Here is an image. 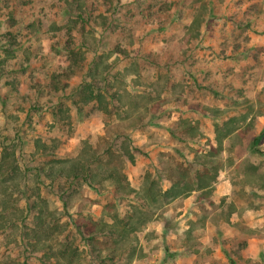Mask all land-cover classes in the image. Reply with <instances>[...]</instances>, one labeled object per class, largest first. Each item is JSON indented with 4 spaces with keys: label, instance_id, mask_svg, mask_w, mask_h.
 Returning a JSON list of instances; mask_svg holds the SVG:
<instances>
[{
    "label": "rangeland",
    "instance_id": "rangeland-1",
    "mask_svg": "<svg viewBox=\"0 0 264 264\" xmlns=\"http://www.w3.org/2000/svg\"><path fill=\"white\" fill-rule=\"evenodd\" d=\"M70 1L0 0V162L10 152L28 174L20 207L40 195L50 212L47 220L57 222L55 231L60 236L56 242L79 248L81 264H111L92 253L83 237L93 221L115 223V216L122 219V225L129 222L130 245L136 249L114 264H252L243 250L254 233L264 236V207L252 206V198L242 188L235 189L233 196L221 198L219 193L213 203H209L212 190H208L148 208L146 201L134 195L120 197L83 178L51 183L39 176L36 169L48 157L36 152V141L54 146L60 158L76 156L85 140L97 141L98 132L105 131L106 116L91 107L77 108L71 92L83 82L89 65L101 60L102 67L111 68L109 83L102 86L115 88L117 72H126L124 81L135 90H143L160 77L170 88L165 103H175L177 113H191L192 126L202 134L195 133L190 143L180 137L183 123L167 138L160 130H166V125L146 126L154 142L166 141L170 146L172 154L165 161H195L196 154L222 147L231 168L241 163L248 169L262 166L264 154L256 150L254 139L264 131L256 112L258 105L264 111V59L258 51L264 49V1L238 12L230 7L233 0ZM202 13L199 38L187 43L189 28ZM50 20L55 24L50 25ZM219 39L234 42L237 52H247L246 57H239L246 70L229 80L219 75L220 69L235 63L227 61L228 52L214 50L218 56L214 64L208 57L210 46L205 42ZM251 41L260 48L248 46ZM86 42L95 49H88ZM11 44H16L12 53ZM81 64L85 69L76 73ZM186 104L191 108L184 111L181 107ZM170 110L163 119H171ZM229 118L236 122L227 127ZM229 131L234 133L219 146ZM136 133H131V142L137 159L126 166L132 186L140 188L151 174V180L169 188L171 182L160 171L157 152L143 145L140 137L134 139ZM228 175L225 171L220 179ZM26 210H16L14 221L0 226V264H46L43 252L30 249L28 229L23 225L22 211ZM98 240L109 237L100 235ZM255 262L264 264V252Z\"/></svg>",
    "mask_w": 264,
    "mask_h": 264
},
{
    "label": "trees",
    "instance_id": "trees-1",
    "mask_svg": "<svg viewBox=\"0 0 264 264\" xmlns=\"http://www.w3.org/2000/svg\"><path fill=\"white\" fill-rule=\"evenodd\" d=\"M75 1L77 0H71L70 4ZM77 7L81 8L82 4L78 2ZM201 16L203 13L199 14L192 22L187 38H185L187 43H191L193 38L198 40ZM54 24L55 22L50 23V25ZM84 44L88 49H95L93 43L86 42ZM15 45L11 44L8 48L9 52L14 51ZM83 67V65L79 66L80 69ZM110 70L109 66H103L100 69L99 65H96L92 71L89 70L91 73H86L84 83L78 92L79 98L76 101L78 105L81 101L85 104L92 101L97 103V108L109 118L106 122V133L99 136L94 143L90 140L83 141L77 155L68 158L57 157L54 154V146L51 147L46 142L37 140L36 152L48 157L36 169L38 175H43L51 183L83 178L89 181L91 185L96 184L98 189H108L113 194H119L120 197L134 195L135 199L139 198L141 201H146L145 204L149 205L148 208L162 202L166 206L174 198L180 197L182 199L194 190H212L219 170L224 167V161L220 155L222 147L211 150L204 155L196 154L195 161L191 160L186 163L176 160L171 164L164 159V170L167 172L165 174L173 183L172 187L165 192L162 191L159 182L151 180V174L146 176L145 184L140 190L131 185L126 173V166L127 162H135L137 148L132 145L130 131L141 127L144 119L143 109L147 110L149 107L158 106L159 96L162 94L160 89L166 90L168 84L159 78L158 81L151 84L153 87L151 90L132 93L124 87L126 74L117 72L115 75L119 77L116 79L115 90L110 91L102 86L107 82L109 83L107 75H109ZM55 87L60 86L56 84ZM157 91L159 93H156ZM235 122V118L230 119L226 122L227 127L234 125ZM188 127L192 126L185 125L181 128L188 129ZM181 128L179 131L182 130ZM194 130V132L191 131L192 135L199 133L196 128ZM230 134L232 132L228 133V135ZM262 137H264V131L255 137L256 145ZM218 143L219 146H223V138H220ZM198 163L202 166L201 168L198 167ZM25 175L28 174L22 170L16 157L10 152L4 154L0 162V226L14 221L16 210L27 208L22 213H25L23 214V225L28 229L30 249L34 252H43L41 259L46 264H81L79 248L72 246L70 242H56L59 240L55 238L60 236L59 231H55L57 222L47 220L50 212H48L40 195L33 203L28 199L26 200V207H20L19 200L26 185H24ZM209 203L213 202L209 201ZM31 215H33V220L30 218ZM114 218L116 219L115 223L93 221L88 234L83 237L87 246L91 248V252H97L103 263L111 262L114 264L113 262L122 258L127 252L131 254L136 249L130 245L133 237L129 234L131 231L128 229L129 222L126 221L122 225V219L119 216ZM143 221L145 222V219ZM132 230L134 232V228ZM84 234L86 233L84 232ZM100 235L108 236L109 240H98ZM103 250L105 251L104 254H102Z\"/></svg>",
    "mask_w": 264,
    "mask_h": 264
},
{
    "label": "crops",
    "instance_id": "crops-1",
    "mask_svg": "<svg viewBox=\"0 0 264 264\" xmlns=\"http://www.w3.org/2000/svg\"><path fill=\"white\" fill-rule=\"evenodd\" d=\"M263 1L264 0H248V1L233 0V3H231L230 7L233 11L238 12L240 9H242V7L246 8L249 6L251 8L253 5H255V3H258V2L262 3ZM225 41L226 40H223V39L207 40L205 43H206V45L210 46L209 50H208L209 54L213 53L214 50L219 52L221 49L223 51L228 52L227 61L230 60V62H235L233 64L231 63L230 68L229 67L226 69L222 68L219 70L220 77H222V78L224 77L227 80H229L233 75H236L237 73H239V71L242 72V71L246 70V69H244L245 64L242 63V60L239 59V57H241V56L246 57L247 52L246 53L237 52V51H240L239 46L235 47L236 44L234 42H225ZM247 45L251 46V47H259L258 46L259 44L255 43L253 41H251ZM262 45H264V44H262ZM244 46H245V44H244ZM262 49L260 48L258 51H260L262 53V54H260V56L262 59H264V49L263 50ZM227 52H225V53L227 54ZM209 54H208L209 61L212 64H214L217 61L218 56L216 57V55L214 53L211 56H209ZM102 62L103 61L100 60L99 62L94 63L93 65H89L87 71L88 72H89V70L92 71L93 69L96 68V65H99L100 69H101V67L103 65ZM81 65H83V64H81ZM83 66L84 67L82 69L77 68L76 73H78V71H80V70H84L85 65H83ZM90 66H91V68H90ZM242 68H243V70H242ZM72 73L75 74L74 72H72ZM90 73L91 72H89L88 74H90ZM125 74H126L125 76L127 78L128 75L126 72H125ZM85 75H86V73H85ZM85 75L83 76L84 77L83 82L80 85H77L76 87H74L72 89L71 94H74V96H75L72 99V103L74 105H76V107L79 109L83 108L84 106L85 107H91L93 109H96L99 112V114H101L103 112L97 108V103H95V101H92L88 104H85L81 101V102H79V105L76 103V101L79 98V93H78L79 89L81 88V86L85 80ZM135 78H140L139 72L136 74ZM159 78L160 77H158V79L156 81H158ZM152 83H154V82H152ZM152 83L146 84V87L143 90H135L134 88L130 87L129 84H126V81H125L124 87H126L127 90L132 92V93H142V92H147V91L151 90L153 88V87H151ZM108 90H109V88H108ZM113 90H115V88H113L110 91H113ZM169 90H170L169 86L167 87L166 90L160 89V92L162 94H161V96H159L158 106L155 108L149 107V109H147V110L143 109V118L144 119H143V122L141 123V127L134 128L130 131V137L132 136L131 133L133 131H136L137 133L135 134V136H133L134 139H135V137H140V140L142 141L143 145H146L147 147H149L151 149H153V148L155 149V151L157 152V154L155 156L159 157L157 159V163L159 164L160 171L162 172L163 175H165V173H166V171L164 170L165 169L164 159H166V157H168L170 154H172L170 152L171 148L166 141L154 142V140L151 138V131L148 129H145L146 126H148L150 124H152V125L155 124L156 126H162L160 128H165L164 125H166V128H165L166 130H163V129H160V130H162V132H163L162 133L163 137L167 138L169 134H172V132H174V130H173L174 127H177L181 123H183L184 125H191L192 126L191 123L193 122V120H192L193 118L189 117L191 115L190 112H187L184 114H183V112L177 113V110H175V108H174L175 103H173V104H166L165 103V93H167ZM156 93H159V92L157 91ZM149 106H150V104H149ZM162 107L163 108L166 107L165 110L162 109ZM181 108L184 109V111H185V109L189 110L191 107L188 104H186ZM169 109H171L170 112L172 114V117H171V119L169 117H166L167 119L165 120V119H163L164 114L166 112L169 114ZM161 111H162V113H161ZM256 112L258 113V115L261 119V123L264 124V111L262 112L260 110L259 105H258V110L256 109ZM103 114L106 116L105 113H103ZM162 114H163V116H162ZM95 117H101V115H96ZM87 118H90V117H87ZM108 119L109 118L106 116L105 122L103 120L105 127H106V122ZM229 120H230V118L227 120V122ZM168 125H171L173 128H171V127L169 128ZM194 128H196L197 131L199 132V129L197 128V126L196 127H193V126L188 127V129L187 128L186 129L181 128L182 129V130H180V131H182V135L180 136L181 139L184 140L185 142L190 143L194 137V135H192V132H191L192 130H193V132L195 131ZM239 129L236 131H239ZM158 130H159V128H158ZM98 133L100 134V136L104 135L106 133V128H105V131L98 132ZM199 133L202 134L201 129H200ZM260 133L261 132H259V134ZM232 134H230V135H232ZM230 135L224 137L223 143H225L226 139H228ZM263 139H264V137H262L260 142L256 145V147H257L256 150L262 154H264V149L261 147V142ZM140 148L143 150L144 147H140ZM208 152L209 151H207L206 153H208ZM225 152H226V150L221 151L220 155L224 161V167L219 170V174L217 176V179L214 182V184L212 185V196H210L209 200L211 202H212V200L215 201L216 197L220 195L219 193H222V195L220 196L221 198L227 197V196H233L235 189L242 188L244 191H246L245 192L246 196L248 198H252V204H251L252 206H257L258 208L264 207V199L262 200V198H264V162H262V166L261 165H256V166L254 165L251 168L249 167V169L247 167H245L244 165H242V163H241V165H236V166H234V168H231V166H229L228 163L226 162L225 157L228 158V156H224ZM135 162H136V160H135ZM131 163H134V162H131ZM230 169H238V171L235 170L234 172H230L229 171ZM225 171L228 172L229 175H228L227 179L221 180L220 179L221 175L223 173H225ZM165 177L168 179L167 176H165ZM128 178H129V176H128ZM129 180L131 182L130 178H129ZM144 181H145V179H144ZM169 181L171 182V185L169 188H165L163 185L160 184L163 192H165L166 190H168L172 187L173 183L170 179H169ZM225 182L227 185H225ZM143 184L144 183L142 182L141 187L138 189H141ZM131 185H133V184H131ZM216 186H217V188H216ZM222 186H224V187H222ZM133 187L136 188L135 186H133ZM221 187H222V189H224V191H221ZM204 190L205 189H198V190H194L193 192L204 191ZM250 190H252V195H250ZM193 192H192V194H193ZM199 193H201V192H199ZM188 197H192V195L189 194V195H187V197H184V198L186 199ZM179 200H180V197L174 198L172 200V202L174 203L175 201H179ZM235 200L237 201L238 199L235 198ZM236 213H239V211L234 213L235 215H238ZM244 248H245L243 250L244 257H246L247 259H251L250 262L252 264H256L255 260L259 257V255L262 252H264V236H263V234L262 233H254L252 235V237L249 239L248 244H246V246Z\"/></svg>",
    "mask_w": 264,
    "mask_h": 264
}]
</instances>
